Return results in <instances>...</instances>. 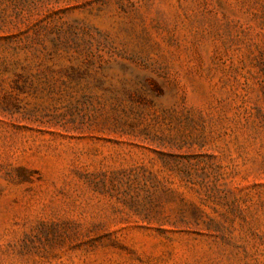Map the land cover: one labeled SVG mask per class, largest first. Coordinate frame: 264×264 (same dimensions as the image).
<instances>
[{
	"label": "rangeland",
	"instance_id": "1",
	"mask_svg": "<svg viewBox=\"0 0 264 264\" xmlns=\"http://www.w3.org/2000/svg\"><path fill=\"white\" fill-rule=\"evenodd\" d=\"M0 264H264V0H0Z\"/></svg>",
	"mask_w": 264,
	"mask_h": 264
}]
</instances>
